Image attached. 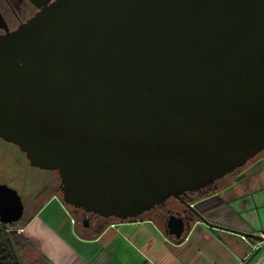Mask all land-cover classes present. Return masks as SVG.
I'll list each match as a JSON object with an SVG mask.
<instances>
[{"label":"water","instance_id":"water-1","mask_svg":"<svg viewBox=\"0 0 264 264\" xmlns=\"http://www.w3.org/2000/svg\"><path fill=\"white\" fill-rule=\"evenodd\" d=\"M0 139L86 214L124 222L174 198L198 215L181 195L264 151V0L46 4L0 35ZM23 215L0 184V223ZM192 222L171 214L165 232Z\"/></svg>","mask_w":264,"mask_h":264},{"label":"crops","instance_id":"crops-1","mask_svg":"<svg viewBox=\"0 0 264 264\" xmlns=\"http://www.w3.org/2000/svg\"><path fill=\"white\" fill-rule=\"evenodd\" d=\"M191 206L198 215L181 239L149 218L107 222L88 235L49 195L21 228L22 256L30 264H264V155Z\"/></svg>","mask_w":264,"mask_h":264},{"label":"flooded vegetation","instance_id":"flooded-vegetation-1","mask_svg":"<svg viewBox=\"0 0 264 264\" xmlns=\"http://www.w3.org/2000/svg\"><path fill=\"white\" fill-rule=\"evenodd\" d=\"M53 1L54 0H0V35L16 30L22 24L31 19L36 13L40 12L46 4L48 5ZM260 154H264V151ZM46 188L47 186H44L41 192L34 195L30 206L33 212L49 197L50 193H48ZM58 190L59 186L55 189V192H58ZM190 197V194L184 193L181 195V201L191 205ZM173 199H168L164 204L143 213V215L137 219H128L126 221L149 218L158 221L159 224H162V227L166 228L167 219L171 214L182 216L185 220H188L191 213L189 211L182 213L184 207L182 204L177 206ZM23 205L25 211L26 205L25 203H23ZM72 213L78 220V227L81 230L86 231L88 235L99 233L110 219H105L95 214H86L77 209H72ZM85 220L87 221V226H84Z\"/></svg>","mask_w":264,"mask_h":264},{"label":"rangeland","instance_id":"rangeland-1","mask_svg":"<svg viewBox=\"0 0 264 264\" xmlns=\"http://www.w3.org/2000/svg\"><path fill=\"white\" fill-rule=\"evenodd\" d=\"M230 177H227L224 181H229ZM59 183L60 178L55 171H45L31 167L24 154L16 146L0 139V184L14 189L21 197L22 202L25 203L23 222L33 213L30 206L34 195L41 192L44 186H47L46 190L51 194L59 186ZM58 195L61 197V192ZM108 221L118 220L110 218ZM160 225L162 224L160 223ZM17 235L19 244L25 243V236L21 235L20 229H17ZM19 248L22 264H30L22 256L24 250L21 246ZM25 253L27 252L25 251Z\"/></svg>","mask_w":264,"mask_h":264},{"label":"trees","instance_id":"trees-1","mask_svg":"<svg viewBox=\"0 0 264 264\" xmlns=\"http://www.w3.org/2000/svg\"><path fill=\"white\" fill-rule=\"evenodd\" d=\"M261 154L257 155L255 158L260 156ZM254 158V159H255ZM252 161V160H251ZM250 161V162H251ZM249 163V162H248ZM243 168V167H242ZM237 169L233 173L227 175L221 180L216 181L213 185L204 188L200 192L196 193H185V194H190V201L191 203L211 194L219 190L222 186H225L228 184L229 181H224L227 177L233 176L237 171L240 169ZM60 190L58 192H53L50 194L51 195H58ZM59 196V195H58ZM61 199V197H60ZM173 199V198H170ZM62 200V199H61ZM177 206L181 205L177 200L173 199ZM66 206L70 211L73 209L71 206ZM190 216L194 219H196V216L190 214ZM75 217V216H74ZM113 217H111L112 219ZM116 219V218H114ZM118 220V219H117ZM75 221L77 223V218L75 217ZM119 221V220H118ZM159 223V222H158ZM25 222L21 220L12 223V224H1L0 223V264H22L21 262V256L19 255V247L20 244L17 241V229H21L24 226Z\"/></svg>","mask_w":264,"mask_h":264},{"label":"built area","instance_id":"built-area-1","mask_svg":"<svg viewBox=\"0 0 264 264\" xmlns=\"http://www.w3.org/2000/svg\"><path fill=\"white\" fill-rule=\"evenodd\" d=\"M20 232H21V229H20Z\"/></svg>","mask_w":264,"mask_h":264}]
</instances>
